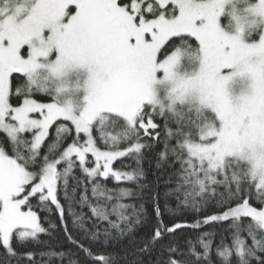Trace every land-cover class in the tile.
<instances>
[{"label": "snow or ice", "instance_id": "6c2138e0", "mask_svg": "<svg viewBox=\"0 0 264 264\" xmlns=\"http://www.w3.org/2000/svg\"><path fill=\"white\" fill-rule=\"evenodd\" d=\"M0 248L264 264V0H0Z\"/></svg>", "mask_w": 264, "mask_h": 264}, {"label": "trees", "instance_id": "16d2710c", "mask_svg": "<svg viewBox=\"0 0 264 264\" xmlns=\"http://www.w3.org/2000/svg\"><path fill=\"white\" fill-rule=\"evenodd\" d=\"M119 162H117V164H118ZM125 163H131V161H126ZM111 186V185H110ZM141 234H142V232H141ZM4 258V250H3V248H0V259H3Z\"/></svg>", "mask_w": 264, "mask_h": 264}]
</instances>
